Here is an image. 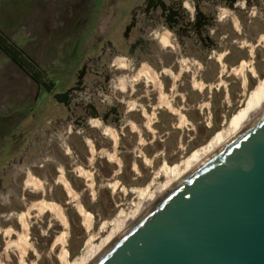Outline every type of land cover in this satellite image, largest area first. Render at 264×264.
I'll return each instance as SVG.
<instances>
[{
    "label": "rangeland",
    "instance_id": "obj_1",
    "mask_svg": "<svg viewBox=\"0 0 264 264\" xmlns=\"http://www.w3.org/2000/svg\"><path fill=\"white\" fill-rule=\"evenodd\" d=\"M143 2L0 0L32 62L29 76L0 50V264L84 263L264 82V0L214 5L208 39Z\"/></svg>",
    "mask_w": 264,
    "mask_h": 264
},
{
    "label": "water",
    "instance_id": "obj_2",
    "mask_svg": "<svg viewBox=\"0 0 264 264\" xmlns=\"http://www.w3.org/2000/svg\"><path fill=\"white\" fill-rule=\"evenodd\" d=\"M91 264H264V112Z\"/></svg>",
    "mask_w": 264,
    "mask_h": 264
},
{
    "label": "bare ground",
    "instance_id": "obj_3",
    "mask_svg": "<svg viewBox=\"0 0 264 264\" xmlns=\"http://www.w3.org/2000/svg\"><path fill=\"white\" fill-rule=\"evenodd\" d=\"M160 41L163 45H166L168 43L167 35H161ZM244 66H245V63L240 64V66H239L240 72H243ZM147 73H148V71H147ZM263 112H264V82H260L258 87L251 93L250 97L248 98V101H247L246 106L243 109V111L241 113H239L236 116V118H234L233 122L231 123L230 133L225 138L221 137L220 135H216L215 137H213V139L211 141L208 142V144L205 147L198 149L191 156V158H190L191 161L189 162V165L186 166V170L182 173V175L180 177H177L174 174L175 171L172 170V173L177 178L174 177V179H173L174 181L171 180V184H169L168 186L163 187V188H158L153 194L149 195L147 198H142V200L139 201V204L137 203V205H139L138 212H136L134 215H132L130 217L127 216L128 218L126 217L125 222L123 224H121V226L116 230V232L113 233L112 235H110L104 242L100 243V245H98L97 248H95L90 254H88L84 263H79V264H91L125 230H127L135 221H137V219H139L147 210H149V208H151L155 204V202H157L166 192H168L171 188H173L176 184H178L181 180H183L187 175H189L199 165H201L207 159H209L212 155H214L220 148H222L223 146L228 144L231 140H233L238 134H240L244 129H246L249 125H251ZM30 180H31V183L35 182L33 179H29V181ZM63 182H64V180H63ZM66 186L68 188V185H66ZM48 202L49 201H47V202L42 201V202L35 204V205L39 208V210L40 209L42 210V208L44 209L45 207L50 208V210L51 209L55 210L56 206L54 204H52V202L51 203L50 202L48 203ZM80 211L83 212L82 208H80ZM84 217H85L86 222L89 225L90 224V215L87 214ZM63 234H65V233H63ZM63 234L61 237L60 236L59 237L62 240V242L64 243ZM19 240L21 242L24 241V236L20 235ZM63 243H61V244H63ZM65 255H66V252L63 251V256H62L63 264H66ZM74 264H77V262H74Z\"/></svg>",
    "mask_w": 264,
    "mask_h": 264
},
{
    "label": "trees",
    "instance_id": "obj_4",
    "mask_svg": "<svg viewBox=\"0 0 264 264\" xmlns=\"http://www.w3.org/2000/svg\"><path fill=\"white\" fill-rule=\"evenodd\" d=\"M183 1L144 0L143 12L148 14L151 11L158 10L163 23L179 38L192 35L199 39H208L207 29L213 24L214 20L211 12L213 6L220 5L232 8L239 0H189L193 6L192 13L183 6ZM244 1L250 3L252 0ZM10 54L18 63L26 67L17 53L10 52ZM34 77L36 76L34 75ZM55 97L60 101H66L67 94L61 92L56 94Z\"/></svg>",
    "mask_w": 264,
    "mask_h": 264
},
{
    "label": "flooded vegetation",
    "instance_id": "obj_5",
    "mask_svg": "<svg viewBox=\"0 0 264 264\" xmlns=\"http://www.w3.org/2000/svg\"><path fill=\"white\" fill-rule=\"evenodd\" d=\"M12 40V39H11ZM0 50L4 52L8 58L12 59L21 69H23L29 76H32L29 72L30 65L32 64L30 57H28L16 44L8 41V37L5 35L4 30L0 28ZM10 52L17 53L21 60L25 63L26 67L18 63ZM40 84V83H39Z\"/></svg>",
    "mask_w": 264,
    "mask_h": 264
}]
</instances>
